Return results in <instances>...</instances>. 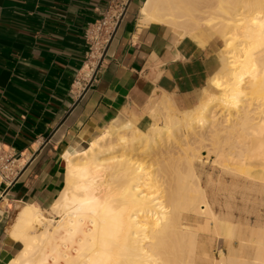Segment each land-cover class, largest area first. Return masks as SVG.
I'll use <instances>...</instances> for the list:
<instances>
[{
	"label": "bare ground",
	"instance_id": "1",
	"mask_svg": "<svg viewBox=\"0 0 264 264\" xmlns=\"http://www.w3.org/2000/svg\"><path fill=\"white\" fill-rule=\"evenodd\" d=\"M140 16L219 42V66L191 108L162 93L145 129L115 121L65 153L50 208L15 216L22 248L9 264H264V213L251 224L226 201L215 209L219 194L264 196V0H145ZM201 150L218 173L204 186Z\"/></svg>",
	"mask_w": 264,
	"mask_h": 264
},
{
	"label": "crops",
	"instance_id": "2",
	"mask_svg": "<svg viewBox=\"0 0 264 264\" xmlns=\"http://www.w3.org/2000/svg\"><path fill=\"white\" fill-rule=\"evenodd\" d=\"M144 1L0 0V142L25 163L12 187H0V264L21 251L10 235L20 209L47 210L62 190L65 153L81 152L115 121L145 129L155 96L187 100L207 87L212 41L201 47L165 25L142 23ZM119 6V26L84 92L93 66L85 29Z\"/></svg>",
	"mask_w": 264,
	"mask_h": 264
},
{
	"label": "built area",
	"instance_id": "3",
	"mask_svg": "<svg viewBox=\"0 0 264 264\" xmlns=\"http://www.w3.org/2000/svg\"><path fill=\"white\" fill-rule=\"evenodd\" d=\"M122 11L123 8L119 6L113 14L105 12L101 14L99 20L88 24L85 29L84 39L87 44L89 57L93 62V70L85 77L88 81L91 80L105 47L111 39L116 25L119 23ZM24 167L23 153H19L13 147L0 142V187L6 189L12 187L21 176Z\"/></svg>",
	"mask_w": 264,
	"mask_h": 264
},
{
	"label": "rangeland",
	"instance_id": "4",
	"mask_svg": "<svg viewBox=\"0 0 264 264\" xmlns=\"http://www.w3.org/2000/svg\"><path fill=\"white\" fill-rule=\"evenodd\" d=\"M198 14H202V12L198 11ZM191 38L195 39L201 47H203L206 43H208L206 41V39L202 35L199 34L198 30L194 31V34H193V36ZM212 43L213 44H210L208 46L211 47V51L213 52L212 67H213V72H214L216 70V68L220 64L219 63L220 59H219V55H218V52L220 51V48H219L220 47V43L219 42L216 43L214 41H212ZM92 70H93V68L91 67L87 74H90ZM206 86H207V84L205 85V87ZM158 98H159V96H155L153 98V100L151 101L148 115L150 114V110H151V108L153 106L152 104H154V102L156 101L154 99H158ZM171 98L175 101V103L177 104L178 108H180L181 107L180 105L183 104L184 102L188 101V100H192V103L197 102L200 99V93L193 94L187 100H184L182 98L181 99L180 98H176L173 95H171ZM178 110H180V109H178ZM176 115L180 116V113H176ZM158 124L160 126L163 125V123L161 121H159ZM170 141H172V142L174 141V140H172V137H171ZM201 160H202V163L204 162L205 164L203 163L202 167L198 165L197 168L199 169V171H201L203 173L202 185L204 186L205 183H206V178H207V175H205V174H211V175L213 174L214 179H216L218 173H217L216 170H213V168H212V160H213V158L206 152V150H201ZM145 162L147 163V165L150 164L149 163L150 161H148V160H145ZM225 179H226V184L230 186L231 183H232V180H231L230 176H225ZM240 191L241 190L234 191L233 195L231 196V198H229L227 196H224L223 194H219L217 196V201H216V203H218L219 205L215 203V207H216L215 209L218 212L219 208H220V205L221 206L224 205V203L226 201V202H228L230 204L231 213H232L233 217L236 220H239V219L240 220H245L246 219L251 224H254L257 221V212H260L261 214L264 213V205H259V204L258 205L255 204L254 205L252 203V201L254 200V198H257L258 201L264 202V196L255 195V197H254V195H250L249 200H242V198H241L242 197V191L241 192ZM222 197H223V199H222ZM227 199H229V200H227Z\"/></svg>",
	"mask_w": 264,
	"mask_h": 264
},
{
	"label": "water",
	"instance_id": "5",
	"mask_svg": "<svg viewBox=\"0 0 264 264\" xmlns=\"http://www.w3.org/2000/svg\"><path fill=\"white\" fill-rule=\"evenodd\" d=\"M118 26H119V23L116 25V28H115L114 32L117 30ZM114 34H115V33H114ZM110 42H111V39L109 40L107 46L105 47V50H104V52H103V55H102V57H101V59H100V61H99L97 67H99V65L101 64V62H102L104 56L106 55V53H107V51H108V48H109V45H110ZM93 79H94V75L92 76V78H91V80L89 81L88 85L85 87L84 92L88 90V88H89L90 85L92 84ZM83 94H84V93H83Z\"/></svg>",
	"mask_w": 264,
	"mask_h": 264
}]
</instances>
